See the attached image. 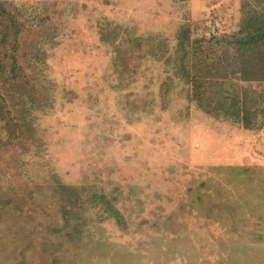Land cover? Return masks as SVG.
Masks as SVG:
<instances>
[{"label":"rangeland","instance_id":"374dc122","mask_svg":"<svg viewBox=\"0 0 264 264\" xmlns=\"http://www.w3.org/2000/svg\"><path fill=\"white\" fill-rule=\"evenodd\" d=\"M261 13L0 0V264H264V102L248 130L194 99L248 90L255 111L264 83L225 71L197 91L182 71L208 70L184 31L237 36Z\"/></svg>","mask_w":264,"mask_h":264},{"label":"trees","instance_id":"16d2710c","mask_svg":"<svg viewBox=\"0 0 264 264\" xmlns=\"http://www.w3.org/2000/svg\"><path fill=\"white\" fill-rule=\"evenodd\" d=\"M15 36L17 37V35ZM182 36L184 38V49H182L185 52V57L191 59L190 56L193 54L191 52L194 50V55H200L202 58L197 59L202 61L208 69L203 72L199 71V78L197 75L190 74L187 63L182 64L184 78L193 81V86L197 91L205 86V83H201V81H205L207 74H209L208 79H220L224 77L219 76V74L225 71H230L234 76V80L250 84L264 83V13L257 14V18L246 21V25L237 36H215L211 37L209 41L201 38L199 42H196L197 45L190 42V38H192L191 31H184ZM205 44H209L211 49L205 48ZM208 61H211L212 64H209ZM226 67H230L232 70H223ZM201 93L202 91L195 93L194 99L198 106L208 114L235 121L248 130L259 128L260 123L257 120V115L261 111L259 107H261L264 100L254 101L256 109L255 111L251 110L253 101H250L248 90H244L242 98L238 93L216 92L208 98L209 103L206 102L203 93L202 95ZM227 93L228 96H225ZM0 97H2L1 94ZM0 105L2 106L1 102ZM0 118H5L2 108H0Z\"/></svg>","mask_w":264,"mask_h":264}]
</instances>
